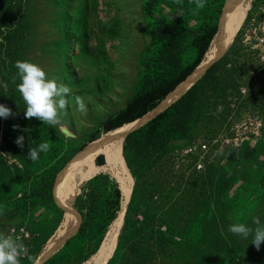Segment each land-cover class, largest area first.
I'll list each match as a JSON object with an SVG mask.
<instances>
[{
  "label": "rangeland",
  "instance_id": "1",
  "mask_svg": "<svg viewBox=\"0 0 264 264\" xmlns=\"http://www.w3.org/2000/svg\"><path fill=\"white\" fill-rule=\"evenodd\" d=\"M234 7L235 0H226L223 13L214 15L216 10L210 6V0H206V7L200 10L189 0H183L182 4L174 0H156L153 9L147 7L146 0H0V104L18 113L8 119L0 118V232L14 236V229H26L25 245L34 262L24 257L21 264H95L114 221L100 242L99 234L93 229L79 233L85 211L89 209L95 215L104 208L108 218L116 212V191L120 192L122 205L127 185H131L132 191L124 222H130L132 232L148 224L153 234L151 239L133 235L132 246L121 249L118 239L103 264H207L209 261L220 264L224 258H230L229 264H253V259L254 264H264L259 262L264 260V243L257 250L251 244V237L244 239L228 231L233 223L255 227L253 217H259L264 224V142L253 146L254 155L247 156L242 148L222 169L234 182L228 186L221 183L220 191L216 192L219 200L223 199V217L230 219L217 223L212 219L219 217V211L204 198L211 192L208 180L205 176L186 172L177 156L172 155L178 148L172 146L159 163L151 165L139 177L136 185L124 155L126 136L108 143L101 151L103 164H99L98 158L96 163L113 166L119 175L103 173L110 175L108 187L93 190L94 195L89 196L85 183L98 174L86 178L80 173L78 163L87 145L134 116V111H127V107L141 74L140 61L152 47L155 21L164 18L179 23L181 29H189L190 50L185 61L192 67L199 59L197 47H202L214 20L218 19L219 31L220 23L225 20L227 23ZM253 18L264 19V0L253 1L229 53L204 83L196 131L175 146L197 138H217L229 128L231 114L239 116L246 111H257L264 117V70L254 56L252 48L256 42L252 40L250 47L243 42L247 31L259 27L252 23ZM18 60L38 64L49 79L59 78L72 90L64 131L61 133L45 125L51 131L50 140H42V133L33 128L37 123L35 118L29 120L24 116L26 105L16 88L20 83L15 68ZM251 69H260L258 78L250 77L247 71ZM13 76H16L15 83ZM241 88L250 90L244 98ZM76 95L85 97L89 109L86 117L74 110ZM165 99L142 117L120 126L142 120L135 129L141 128L165 111ZM219 104L224 105L223 110L218 109ZM13 125L31 131L14 130ZM20 135L25 137L24 148H29L31 141L36 145L46 141L51 150L41 153L35 163L26 156L27 184L19 188L18 173L9 179L3 148L16 144ZM57 145L62 148L56 150ZM70 148L73 152L67 158L65 153ZM52 169L57 173L52 186L53 198L37 199L38 195L23 198L19 190L23 188L30 194L40 184L44 172ZM12 189L14 195L10 197L8 192ZM94 199L99 200L95 210ZM30 202L33 205L27 210ZM215 226L220 228L231 255L217 252L203 255L197 251L204 235L211 236ZM214 243L215 247L216 240ZM236 243L240 248L253 245L250 257L245 252L241 256L235 254L232 249Z\"/></svg>",
  "mask_w": 264,
  "mask_h": 264
},
{
  "label": "trees",
  "instance_id": "2",
  "mask_svg": "<svg viewBox=\"0 0 264 264\" xmlns=\"http://www.w3.org/2000/svg\"><path fill=\"white\" fill-rule=\"evenodd\" d=\"M146 1L147 7L153 9L156 0ZM225 1L226 0H210V6L216 10L214 15H220L223 13ZM217 20L218 19H215L214 25L210 27V33H208L202 47H197L199 59L197 64L192 67L185 61V55L190 50L188 44L189 29H181L179 23H171L164 18L158 19L154 22L152 47L145 53L140 61L141 74L135 86V95L127 107V111H134V116L125 119L122 123L116 125L114 129L123 123L132 122L137 120V118L142 117L150 110L154 109L170 93L174 92L179 85L190 79L194 71L197 69L196 67L199 66L204 56L209 52L210 47L218 34ZM220 63L209 70L206 76L199 83H196V85H194L178 101L173 103L147 124L132 131L125 137L124 141H126V143L124 146V155L129 168L133 172L136 185L139 177L142 176L151 165L159 163V161L170 152L172 146L173 148H179L191 141L188 140L181 145L177 144L175 146L177 142L189 138L196 131L202 111L201 98L203 95V85L216 72ZM35 121L37 123L33 125V128L42 133V140L47 138L50 140L51 131L38 119H35ZM54 143H57L56 140H54ZM61 148V145H57L55 149L60 150ZM254 148L255 147L253 146L249 148V145L244 146L247 156L255 154ZM28 151L29 148L25 147L21 149L17 144L7 147L5 146L3 148V156L7 159L8 163L7 170L9 179H11L14 174L18 173L19 188L21 185L25 186L27 184L25 175L27 163L26 156ZM71 152H73L72 148L67 150L66 153L68 154L65 153L67 158L71 155ZM97 158L98 160L103 159L102 152ZM99 164H103V161L101 160ZM134 167H136V169L133 170ZM222 169L223 168L220 167H214L205 176L209 182V189H211V192L209 195L205 194L204 198L207 201V204L209 203L213 209L215 207L217 211H219V217L215 216L212 219L216 223L218 221L224 222L225 219H228L225 221H230L229 218H224L222 215L221 208L223 205V199L220 201L216 192L220 191L221 183H226L228 186L233 184L234 180L228 179L229 177H226L227 174L223 173ZM44 173V177L40 184L35 186L30 194L23 188L19 190V192L23 193V198L25 196L32 198L36 195H38L36 196L37 199L45 198L50 200L53 198L52 186L57 173H55V169L45 171ZM109 179V174L100 173L93 179L88 180L85 183V189L88 190L87 196L90 194L94 195L93 192L96 190L108 187ZM226 194H228V191ZM13 195L14 189L8 192V196L12 197ZM116 196L118 197V201L115 204L116 212L107 218V212L103 210L104 208L99 210V214L95 215L93 214V211L89 212V209L86 210L85 221L79 233H84L85 230L88 231L93 229V231L99 234L100 242L103 241L109 226L118 214L117 211L120 210L121 196L118 190L116 191ZM262 199L264 201V195L262 196ZM98 201L99 200L96 199L93 200V208L94 203L96 205L94 210L97 207ZM32 203L33 202L28 203L27 210L33 205ZM91 215L93 217H91ZM219 229V227L215 226L211 236L204 235V238L199 242V247H197V249H199L197 250L198 252L203 255H214L216 252L225 256L231 255L229 245ZM152 234L153 231L148 224L132 232L131 224L126 220L121 229L118 248L121 249L125 246H132L133 235H138L139 238L143 237L144 239H151ZM229 239L233 242L231 238ZM214 240H216L217 243L215 246L216 248L214 247ZM181 245L182 244L178 246L181 247ZM252 247L253 245H243L242 248H240V245L236 243L232 250L238 256H241L242 253L245 252V254H248L250 257ZM235 249L238 252H236ZM229 259L230 258H224L220 264H224V262L225 264H229ZM252 262L253 264L256 263L255 259H253ZM259 262L264 263V260L260 259ZM213 263L214 261H212V263L211 261L207 262V264Z\"/></svg>",
  "mask_w": 264,
  "mask_h": 264
},
{
  "label": "clouds",
  "instance_id": "3",
  "mask_svg": "<svg viewBox=\"0 0 264 264\" xmlns=\"http://www.w3.org/2000/svg\"><path fill=\"white\" fill-rule=\"evenodd\" d=\"M174 2L182 4L183 0H174ZM189 3L194 4L196 10L206 7V0H189ZM193 14H196L195 10ZM15 68L18 70L17 76L20 79L16 88L26 105L25 118L38 119L43 125L58 129L62 133L65 129L64 120L68 116L70 105L68 97L71 94V88L59 81V78L49 79L43 68L34 62L18 60L15 63ZM12 82H16V76H13ZM88 99L90 101V98ZM74 104L75 111L84 117L88 115L89 109L85 97L76 95ZM14 115H18V113H13L11 108L0 104V118L8 119ZM13 129L29 133L31 131L28 128L21 129L19 125H13ZM29 140L31 141L30 136ZM15 143L23 149L25 146L24 135H20ZM50 150L51 145L46 141H41L38 145L31 141L27 159L35 163L40 159L41 153H48ZM252 223L255 227L245 223H233L229 225L228 231L244 239L251 237V244H254L259 250L261 244L264 243V224L261 223L259 217H253ZM24 257L34 262V258L28 255V249L21 237L0 232V264H21Z\"/></svg>",
  "mask_w": 264,
  "mask_h": 264
},
{
  "label": "built area",
  "instance_id": "4",
  "mask_svg": "<svg viewBox=\"0 0 264 264\" xmlns=\"http://www.w3.org/2000/svg\"><path fill=\"white\" fill-rule=\"evenodd\" d=\"M252 23H257L259 27H256L254 31H247L243 42L249 47L252 40L256 42V46L252 49L255 52V58L261 64V70H264V19L253 18ZM244 49L247 48L244 47ZM248 73L252 79H256L260 69H251ZM248 90V88H241V97L244 98V95L249 94ZM218 109L223 110L224 105L219 104ZM228 118L229 128L217 138L192 139L172 152V155L177 156L180 165L187 170L186 172L206 176L214 167H226L244 146L249 145L251 148L264 142V117L260 112L246 111L239 116L231 114ZM262 185H264V179ZM13 234L20 236L25 244L27 236L25 228H16Z\"/></svg>",
  "mask_w": 264,
  "mask_h": 264
},
{
  "label": "bare ground",
  "instance_id": "5",
  "mask_svg": "<svg viewBox=\"0 0 264 264\" xmlns=\"http://www.w3.org/2000/svg\"><path fill=\"white\" fill-rule=\"evenodd\" d=\"M253 1L254 0H235L233 13L229 17L221 35L218 37V40L212 47L211 51H209L206 58L202 59V62L194 71L190 79L179 85L174 92L170 93L166 97L164 107H169V105L177 100L193 84L199 83L205 76L206 72L210 69V67H212L228 52V50L231 49L233 43L243 29V26L252 8ZM141 121L142 120L133 123H127L123 126L117 127L103 134L102 137L87 145V147L78 157L80 173L86 178H92L100 173H112L115 175H119V171L116 168L107 165L99 166L96 163V159L108 143L117 141V139L127 136L132 131H135V127ZM120 175L128 177L127 175H123L122 173H120ZM131 191V185H127V188L125 190L126 198L122 202L121 208L118 211V214L112 226L109 228V232L106 235V240L104 242L102 250L100 251L98 257L95 259V264H103L106 260H108L118 242L120 230L124 225L125 211Z\"/></svg>",
  "mask_w": 264,
  "mask_h": 264
},
{
  "label": "water",
  "instance_id": "6",
  "mask_svg": "<svg viewBox=\"0 0 264 264\" xmlns=\"http://www.w3.org/2000/svg\"><path fill=\"white\" fill-rule=\"evenodd\" d=\"M227 7V6H226ZM224 13L226 14V11H224ZM225 23H226V20L223 22H221L220 23V26H219V31H218V34L216 35V37H215V39H214V41H213V43H212V45H211V47H210V50L209 51H211V49H212V47L214 46V44L216 43V41L218 40V37L221 35V33H222V31H223V29H224V25H225ZM229 53V50H228V52L221 58V59H219L212 67H210V69L209 70H211L214 66H216L218 63H220L222 60H224L225 58H226V56H227V54ZM208 70V71H209ZM208 71L206 72V74L208 73ZM206 74H205V76H206ZM204 76V77H205ZM203 77V78H204ZM194 85H196V83L195 84H193L186 92H184L177 100H175L173 103H175L176 101H178L183 95H185ZM172 103V104H173ZM171 104V105H172ZM171 105H169V107L171 106ZM168 108V107H167ZM167 108H165L164 110H166ZM160 113H162V112H160ZM160 113H158L157 115H159ZM157 115H155V117L157 116ZM154 117V118H155ZM139 129V128H138ZM135 130H137V129H135ZM81 153V152H80Z\"/></svg>",
  "mask_w": 264,
  "mask_h": 264
}]
</instances>
